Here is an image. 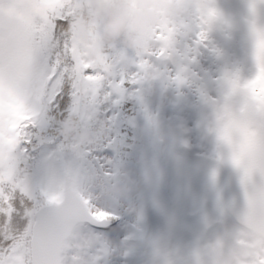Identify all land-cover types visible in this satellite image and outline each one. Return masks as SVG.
Segmentation results:
<instances>
[{
    "label": "snow or ice",
    "instance_id": "6c2138e0",
    "mask_svg": "<svg viewBox=\"0 0 264 264\" xmlns=\"http://www.w3.org/2000/svg\"><path fill=\"white\" fill-rule=\"evenodd\" d=\"M173 17L153 43L126 58L112 52L102 69L89 66L73 35L83 0H0V264H107L112 249L99 233L116 219L103 197L80 182L77 167L91 159L111 178L106 153L113 116L149 80L187 52L195 57L218 19L210 0H171ZM259 5H250L253 16ZM255 75L226 78L216 100L219 139L240 173L245 205L233 231L196 264H264V27L252 24ZM176 85L190 83L188 73ZM98 133L81 148L62 135L68 120ZM52 139L71 163L36 186L28 158ZM115 228V225H113Z\"/></svg>",
    "mask_w": 264,
    "mask_h": 264
},
{
    "label": "rangeland",
    "instance_id": "374dc122",
    "mask_svg": "<svg viewBox=\"0 0 264 264\" xmlns=\"http://www.w3.org/2000/svg\"><path fill=\"white\" fill-rule=\"evenodd\" d=\"M218 14L207 42L196 56L187 52L166 66L168 75L146 81L113 116V141L106 153L111 178L100 176L91 159L76 169L93 197H103L115 212V225L100 232L112 254L107 264H196L235 224L221 204L222 173L217 131L216 87L226 78L243 80L256 72L253 22L264 27L260 0H210ZM89 65V64H88ZM91 66V65H89ZM189 75L177 86L175 75ZM62 135L81 148L98 133L68 120ZM29 168L41 185L71 163L52 139L34 146ZM133 235L137 243L126 240Z\"/></svg>",
    "mask_w": 264,
    "mask_h": 264
},
{
    "label": "clouds",
    "instance_id": "9594fccd",
    "mask_svg": "<svg viewBox=\"0 0 264 264\" xmlns=\"http://www.w3.org/2000/svg\"><path fill=\"white\" fill-rule=\"evenodd\" d=\"M176 9L171 0H83L73 35L84 61L102 69L112 52L123 57L144 51Z\"/></svg>",
    "mask_w": 264,
    "mask_h": 264
},
{
    "label": "water",
    "instance_id": "95a60500",
    "mask_svg": "<svg viewBox=\"0 0 264 264\" xmlns=\"http://www.w3.org/2000/svg\"><path fill=\"white\" fill-rule=\"evenodd\" d=\"M226 90V82L217 87L218 99H221ZM221 157L219 166L223 175V194L222 205L227 215L231 217L233 222L237 223V214L243 209L245 205V194L240 182L239 171L231 164L230 154L228 148L220 141ZM111 223L105 226L109 228ZM104 228V229H105ZM128 243H137V239L131 235L127 239Z\"/></svg>",
    "mask_w": 264,
    "mask_h": 264
},
{
    "label": "bare ground",
    "instance_id": "6f19581e",
    "mask_svg": "<svg viewBox=\"0 0 264 264\" xmlns=\"http://www.w3.org/2000/svg\"><path fill=\"white\" fill-rule=\"evenodd\" d=\"M171 62H172V64H173V66H174L176 69L179 70V68H178V63H177V62H174V61H171Z\"/></svg>",
    "mask_w": 264,
    "mask_h": 264
}]
</instances>
